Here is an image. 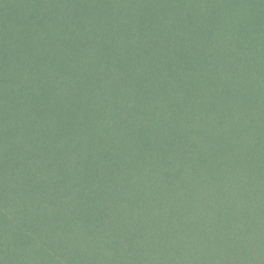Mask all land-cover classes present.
I'll use <instances>...</instances> for the list:
<instances>
[{
    "label": "trees",
    "instance_id": "1",
    "mask_svg": "<svg viewBox=\"0 0 264 264\" xmlns=\"http://www.w3.org/2000/svg\"><path fill=\"white\" fill-rule=\"evenodd\" d=\"M0 264H264V0H0Z\"/></svg>",
    "mask_w": 264,
    "mask_h": 264
}]
</instances>
